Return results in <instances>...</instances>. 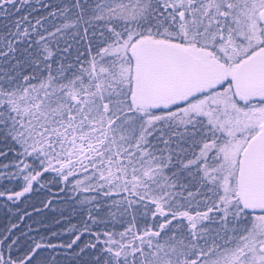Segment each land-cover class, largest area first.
Instances as JSON below:
<instances>
[{"label": "snow or ice", "instance_id": "obj_1", "mask_svg": "<svg viewBox=\"0 0 264 264\" xmlns=\"http://www.w3.org/2000/svg\"><path fill=\"white\" fill-rule=\"evenodd\" d=\"M33 197L0 264H264V0H0V203Z\"/></svg>", "mask_w": 264, "mask_h": 264}, {"label": "trees", "instance_id": "obj_2", "mask_svg": "<svg viewBox=\"0 0 264 264\" xmlns=\"http://www.w3.org/2000/svg\"><path fill=\"white\" fill-rule=\"evenodd\" d=\"M23 199V198H22ZM37 197H33L32 199L28 200V201H25V203H20V202H17L16 205L14 206H11L12 207V212H9L8 211V208H6L2 203H0V222H4L9 216H12L13 213L16 212V208H19L21 210H27L29 212L32 211V208H31V204H35L36 207H40V205L37 203ZM65 215H67V211L65 212ZM52 216L53 214L51 212H49L48 210H44L39 216L36 214V213H33L31 218H26L25 221H23L22 223L23 224H32L33 221H37V220H40L42 218L45 219V222L46 223H51L52 222ZM57 219L59 217H56ZM73 223H75V219H73L72 221ZM33 227H36L35 224H33ZM57 227L59 226H54L53 227V230H57Z\"/></svg>", "mask_w": 264, "mask_h": 264}]
</instances>
